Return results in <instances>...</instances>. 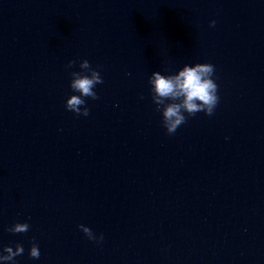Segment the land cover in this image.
Segmentation results:
<instances>
[{
	"label": "water",
	"instance_id": "95a60500",
	"mask_svg": "<svg viewBox=\"0 0 264 264\" xmlns=\"http://www.w3.org/2000/svg\"><path fill=\"white\" fill-rule=\"evenodd\" d=\"M85 58L87 116L65 107ZM193 62L219 102L168 134L148 77ZM17 242L18 264H264V0H0V247Z\"/></svg>",
	"mask_w": 264,
	"mask_h": 264
},
{
	"label": "clouds",
	"instance_id": "9594fccd",
	"mask_svg": "<svg viewBox=\"0 0 264 264\" xmlns=\"http://www.w3.org/2000/svg\"><path fill=\"white\" fill-rule=\"evenodd\" d=\"M215 24V20L210 22ZM69 60L67 68L76 64ZM81 71L72 72L70 89L72 94L66 98L65 107L77 115L87 116L89 107L86 98L97 99L96 86L103 83L99 67L94 68L88 59L79 61ZM215 66L211 62L184 63L174 74H165L154 70L148 77L149 92L156 105V111L162 115V124L168 134H173L180 125L186 122L188 116L198 112L206 115L213 114L218 102V84L214 78ZM143 99V94H141ZM78 227L96 243L104 239L103 233L97 235L91 227L80 224ZM30 229L27 220L16 221L8 231L25 233ZM25 252L24 245L17 242L4 244L0 247V264H18L17 257ZM39 244L33 240L28 255L32 259L40 257Z\"/></svg>",
	"mask_w": 264,
	"mask_h": 264
}]
</instances>
